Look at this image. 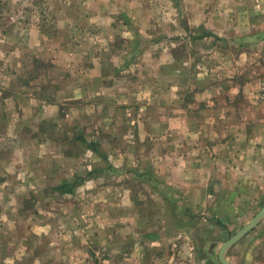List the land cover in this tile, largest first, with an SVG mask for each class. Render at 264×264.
<instances>
[{
  "label": "rangeland",
  "instance_id": "1",
  "mask_svg": "<svg viewBox=\"0 0 264 264\" xmlns=\"http://www.w3.org/2000/svg\"><path fill=\"white\" fill-rule=\"evenodd\" d=\"M250 3L0 0V264H221V245L264 206V185L229 195L205 179L186 197L174 180L149 182L133 122L172 84L264 74V21L249 25ZM200 24L218 37L200 38ZM136 38L158 41L136 53ZM78 134L100 153L122 145L129 162H108ZM63 181L72 193L53 190ZM224 256L264 264V217Z\"/></svg>",
  "mask_w": 264,
  "mask_h": 264
},
{
  "label": "crops",
  "instance_id": "2",
  "mask_svg": "<svg viewBox=\"0 0 264 264\" xmlns=\"http://www.w3.org/2000/svg\"><path fill=\"white\" fill-rule=\"evenodd\" d=\"M253 5L250 3L247 8L249 25L264 21V0H253ZM182 85L153 95L150 114V108H145L146 115H135L133 128H139L142 135L132 141L137 149L142 148L136 161L150 163L157 177L174 180L186 197L196 192L197 183L205 179L214 180L215 187L225 185L224 192L229 195L248 194L249 189L264 185V104L256 99L257 91L264 86V74L260 78L248 77L234 86L198 83V88L184 90ZM76 86L81 95L85 86ZM50 104L59 110V104ZM44 109L38 108L34 113L40 114ZM130 124L125 121L126 129H130ZM109 148L104 152L105 160L129 162L122 145L116 147L114 143ZM112 152L119 153L120 159L110 158ZM166 237L160 234L154 238Z\"/></svg>",
  "mask_w": 264,
  "mask_h": 264
},
{
  "label": "trees",
  "instance_id": "3",
  "mask_svg": "<svg viewBox=\"0 0 264 264\" xmlns=\"http://www.w3.org/2000/svg\"><path fill=\"white\" fill-rule=\"evenodd\" d=\"M201 29V35L199 36L200 38H203V37H208V36H214L215 38H217L218 36H216L215 34H213L210 30H207L205 29L204 27H200ZM191 36V39H195L197 37H195L193 34H189ZM158 41V38H152V39H148V40H140L139 38H136V42H135V48H134V51L137 53V52H142L146 47H148L149 45H151L152 43H155ZM77 140H79L84 146H86L88 149H90L91 151L93 152H96V153H100L98 148H97V144L95 142H92V141H88L85 139V137L81 134H78L77 135ZM101 156L104 158V159H107L106 156H105V153H100ZM107 167L110 168V169H114L110 163H107ZM115 170V169H114ZM94 174V170H90L88 173H87V176H92ZM147 175V178L146 180L149 181V182H156V181H159L157 179V176H154L153 174H148L146 172H140L138 173V176H146ZM153 175V176H152ZM74 181L73 182H61L60 184L58 185H55L53 187V190H56L57 192H59L60 194H66V193H72L73 189V185H74Z\"/></svg>",
  "mask_w": 264,
  "mask_h": 264
},
{
  "label": "water",
  "instance_id": "4",
  "mask_svg": "<svg viewBox=\"0 0 264 264\" xmlns=\"http://www.w3.org/2000/svg\"><path fill=\"white\" fill-rule=\"evenodd\" d=\"M264 217V206L249 220V222L241 228L238 232H236L233 236L227 239L220 247L218 251V260L221 264H232L229 260H227L224 256L225 250L228 246L238 241L241 237H243L247 232L252 230V228L258 223V221Z\"/></svg>",
  "mask_w": 264,
  "mask_h": 264
},
{
  "label": "built area",
  "instance_id": "5",
  "mask_svg": "<svg viewBox=\"0 0 264 264\" xmlns=\"http://www.w3.org/2000/svg\"><path fill=\"white\" fill-rule=\"evenodd\" d=\"M256 99L258 102L264 104V86L257 92Z\"/></svg>",
  "mask_w": 264,
  "mask_h": 264
}]
</instances>
